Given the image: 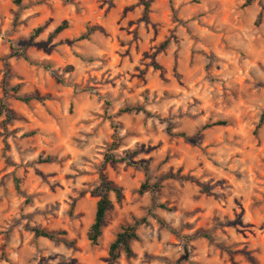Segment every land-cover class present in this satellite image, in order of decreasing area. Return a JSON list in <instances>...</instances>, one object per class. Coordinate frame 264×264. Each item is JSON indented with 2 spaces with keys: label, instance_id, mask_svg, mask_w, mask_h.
Listing matches in <instances>:
<instances>
[{
  "label": "rangeland",
  "instance_id": "1",
  "mask_svg": "<svg viewBox=\"0 0 264 264\" xmlns=\"http://www.w3.org/2000/svg\"><path fill=\"white\" fill-rule=\"evenodd\" d=\"M15 2L0 0V264H264V0ZM114 126L135 166L103 164ZM101 176L122 197L91 246Z\"/></svg>",
  "mask_w": 264,
  "mask_h": 264
},
{
  "label": "trees",
  "instance_id": "2",
  "mask_svg": "<svg viewBox=\"0 0 264 264\" xmlns=\"http://www.w3.org/2000/svg\"><path fill=\"white\" fill-rule=\"evenodd\" d=\"M21 0H16V5H20ZM142 5L144 7V18L147 15V10L149 8L148 2H143ZM68 28L67 23L63 22L52 33V36H55ZM40 33V28H36L33 30L30 40L37 37ZM93 33V29H87L85 33L80 35L79 40H87L89 36ZM68 70H72L71 67H68ZM17 90L16 88L14 89ZM31 98H22L20 101L23 103H29ZM143 112L142 109L137 107H124L122 110L119 111L121 114H130V113H140ZM9 110L5 104L0 105V116L1 115H8ZM263 115L260 118V121L256 127H259L262 124ZM224 122H216L214 123L213 127L215 126H224ZM166 131L168 134L179 137L185 138L186 136L184 133H171L170 128H167ZM121 146V138L118 136L117 126L113 127V135H112V142L107 147L105 152L103 153V164H121L124 163L127 166H135L136 164L130 162V159L137 155V151L123 152L122 155L117 154L116 152ZM15 188L18 189V183L15 181ZM157 189V186H150L142 184L138 189V194L143 195L145 193L153 192ZM91 195L97 199L95 204V213L94 219L92 224L90 225L87 233L86 239L91 246H98L99 240L101 237L102 227L104 224V219L106 214L113 209L114 203L118 204L121 200L122 194L121 190L117 188L111 181H109L105 176H101L99 183L96 187H94L91 191ZM113 198V200L111 199ZM153 209H159L163 211H168L169 209L165 204H158L154 205L150 208L147 215L140 219H133L129 225L123 226L120 228L119 232L116 234L113 242L109 245L107 255L111 262L118 261L120 258L124 257L125 259H129L132 256V251L130 244L131 242H136L139 239L138 231L142 227L148 226V218L152 217L151 211ZM34 238L36 239H45L50 242H65L61 237L64 235L63 232L52 233L48 232L39 228H33L31 230ZM207 241H210V237L207 234L200 235Z\"/></svg>",
  "mask_w": 264,
  "mask_h": 264
}]
</instances>
